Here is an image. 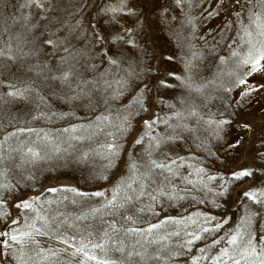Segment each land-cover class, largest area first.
Instances as JSON below:
<instances>
[{
  "label": "rangeland",
  "instance_id": "374dc122",
  "mask_svg": "<svg viewBox=\"0 0 264 264\" xmlns=\"http://www.w3.org/2000/svg\"><path fill=\"white\" fill-rule=\"evenodd\" d=\"M262 56L264 0H0V264H264Z\"/></svg>",
  "mask_w": 264,
  "mask_h": 264
},
{
  "label": "snow or ice",
  "instance_id": "6c2138e0",
  "mask_svg": "<svg viewBox=\"0 0 264 264\" xmlns=\"http://www.w3.org/2000/svg\"><path fill=\"white\" fill-rule=\"evenodd\" d=\"M261 59H264V56H262ZM256 63L259 64L260 60H257ZM234 175L237 176V177H242V176L250 175V173L247 172V171H241L239 173H235ZM96 195H102V193H97ZM245 195L253 196L255 194L254 193H245ZM25 207H27V203H25ZM158 226L159 225H155L154 227H158ZM13 239H15V237H13ZM235 241H236V237H233L231 243H235ZM237 264H239V262H237Z\"/></svg>",
  "mask_w": 264,
  "mask_h": 264
}]
</instances>
